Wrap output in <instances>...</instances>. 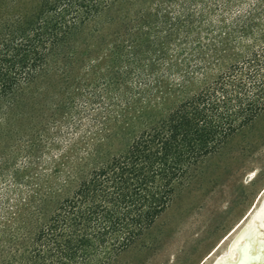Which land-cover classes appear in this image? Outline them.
I'll return each mask as SVG.
<instances>
[{"label": "rangeland", "instance_id": "374dc122", "mask_svg": "<svg viewBox=\"0 0 264 264\" xmlns=\"http://www.w3.org/2000/svg\"><path fill=\"white\" fill-rule=\"evenodd\" d=\"M42 1L0 0V40L7 25L23 16L29 17L32 26L53 22L54 12H43ZM187 1L189 16L179 27H186L187 20L192 26L206 25L210 3L216 0ZM170 2L96 0L95 16L77 20L67 36L65 44L72 53L65 66L69 70L61 73L64 65L57 63L58 71L41 73L24 85L21 95L34 111L26 109L23 125L17 123L15 128L30 132H22V137L0 135V210L9 214L1 218H9L1 220L3 235L18 233L24 237L23 245H28L79 179L112 155L125 152L139 131L161 120L236 59L238 47L203 49L209 61L204 68L182 83L158 70L160 83L133 94L135 102L129 99L121 104L115 92L103 90L100 81L108 76L105 70L112 48L116 45L121 50L129 37L137 49L145 48L153 35L145 32L144 22L167 20L175 10ZM263 193L264 110L187 173L168 205L131 244L119 251L89 249L81 263L210 264ZM263 219L264 208L259 206L253 222Z\"/></svg>", "mask_w": 264, "mask_h": 264}, {"label": "trees", "instance_id": "16d2710c", "mask_svg": "<svg viewBox=\"0 0 264 264\" xmlns=\"http://www.w3.org/2000/svg\"><path fill=\"white\" fill-rule=\"evenodd\" d=\"M165 1L175 9L168 19L143 24L149 37L152 32L150 44L137 49L129 37L121 50L112 48L108 76L100 81L103 90L115 92L121 104L135 102L133 94L160 83L158 70L182 83L204 68L209 61L203 49L238 47L236 59L161 120L139 131L125 152L79 179L28 245H23V235H3L1 220L9 218H1L9 214L2 208L0 264H82L89 249L122 250L168 205L176 185L193 167L264 110V0H216L210 3L206 25L192 26L187 20L181 28L178 24L189 16L188 1ZM42 7L56 16L48 26H32L23 16L7 25L0 40V135L22 137L30 132L15 128L23 125L26 109L34 111L21 95L24 85L41 73L58 71L57 63L64 65L61 73L68 71L69 31L77 20L83 22L97 12L96 0H43Z\"/></svg>", "mask_w": 264, "mask_h": 264}, {"label": "bare ground", "instance_id": "6f19581e", "mask_svg": "<svg viewBox=\"0 0 264 264\" xmlns=\"http://www.w3.org/2000/svg\"><path fill=\"white\" fill-rule=\"evenodd\" d=\"M259 206L264 208V193L233 228L225 250L216 254L210 264H264V219L259 224L253 222Z\"/></svg>", "mask_w": 264, "mask_h": 264}]
</instances>
